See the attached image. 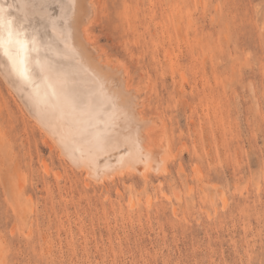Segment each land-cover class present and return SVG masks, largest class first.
<instances>
[{
  "label": "rangeland",
  "instance_id": "374dc122",
  "mask_svg": "<svg viewBox=\"0 0 264 264\" xmlns=\"http://www.w3.org/2000/svg\"><path fill=\"white\" fill-rule=\"evenodd\" d=\"M190 1L95 0L89 24L170 145L167 173L90 181L0 76V116L18 131L0 130V264H264V0Z\"/></svg>",
  "mask_w": 264,
  "mask_h": 264
},
{
  "label": "bare ground",
  "instance_id": "6f19581e",
  "mask_svg": "<svg viewBox=\"0 0 264 264\" xmlns=\"http://www.w3.org/2000/svg\"><path fill=\"white\" fill-rule=\"evenodd\" d=\"M189 3L187 2L186 4L188 5ZM0 6L7 10L11 18L24 22L26 38L29 42L35 39L39 47V54L36 52L30 53L32 58L31 68L34 70L31 83H25L19 79L15 72L11 70V66L2 52H0V76L3 78L8 90H10L9 92L20 99L19 102L23 104L27 114L35 120V123L41 127L50 139L46 137L43 140L49 150L57 151L59 156L68 159L74 167L85 170V177L88 176L89 180H94L95 183L104 181L106 178H109V181H113V177H117V175L123 177L135 174L140 178L146 179L152 172L155 174L168 172V163L171 155L168 154L166 149L170 145H167L168 142L166 143L163 138L153 140L155 138L152 139L150 135L154 128H157L156 125L159 127V124L153 122L155 127L152 128L154 126L151 124L153 117L149 121L139 110L138 94L134 88L135 91L131 89L132 87L130 88L127 79V69L124 66L115 65L110 59L105 58L106 55L105 57L103 56L96 47L94 39L92 40L90 36L89 24L92 23L91 21L96 22L93 19L96 16L95 0H0ZM203 6L205 5L203 4ZM155 7H153L152 15H150L153 19L157 18V9H162H156ZM183 8L182 11L184 10ZM221 14L218 18L222 17L223 14ZM189 15L192 18V15ZM218 18L215 21L211 20V22L217 21L218 23L221 19L219 18L218 20ZM164 19L166 21L165 17ZM175 19L177 22L178 19L176 17ZM222 21H224V17ZM225 21L223 24L228 25L229 22ZM186 22L190 23L191 19L187 18ZM211 22H208L209 25ZM177 24H174L178 29L175 32H179L176 33L177 35L179 34V37L181 33L182 38L184 37V34H182L183 29L180 31L178 28L179 24ZM163 25L166 24L164 23ZM201 25L200 27H202ZM196 26L198 27V25ZM210 29L212 31V27ZM190 31L192 30L190 29L188 32ZM211 34L213 35V33ZM185 35H188V33H185ZM176 36L174 37L176 38ZM208 36L205 34V38H210ZM184 38H182L183 41ZM190 38L193 39L192 36ZM197 39H200L199 36ZM186 40H188L187 36ZM177 42H180V40ZM183 43H185L183 45H186L189 42ZM172 45H174V42ZM172 47L174 48L175 46ZM188 52H186L187 57L184 55L185 60L190 57L191 53L188 54ZM195 52L198 53L196 50ZM198 57L201 58L202 56L199 55ZM37 59L41 63L50 62L57 69V72L41 74L40 68L36 63ZM201 60L203 61L202 58ZM190 62L192 63V61ZM122 64L124 65V63ZM57 73L67 75L66 84L61 82ZM69 91H74L79 97V103L75 108L65 98L66 93ZM141 103H143L142 100ZM0 128V130L4 129V132L11 136L14 142L16 141L18 131L7 116H0ZM20 136L21 140L28 145V142H30L28 136L24 132ZM46 166L45 161H42L43 171L48 174L49 169ZM86 184L88 183L86 182ZM18 189H22L21 183L18 184ZM150 200L152 201V199ZM150 200L146 199V204L149 207L152 205ZM131 206H133V203ZM19 215L20 218L23 217V214H17V216Z\"/></svg>",
  "mask_w": 264,
  "mask_h": 264
},
{
  "label": "snow or ice",
  "instance_id": "6c2138e0",
  "mask_svg": "<svg viewBox=\"0 0 264 264\" xmlns=\"http://www.w3.org/2000/svg\"><path fill=\"white\" fill-rule=\"evenodd\" d=\"M0 52L6 57L11 70L25 83H31L34 70L31 68V52L39 54V47L35 39L31 42L26 38L24 22L16 21L8 15L7 10L0 6ZM41 74L57 72V69L49 63H41L36 60ZM61 82L67 83V75L57 73ZM66 100L75 108L79 103V97L74 91L65 95Z\"/></svg>",
  "mask_w": 264,
  "mask_h": 264
}]
</instances>
